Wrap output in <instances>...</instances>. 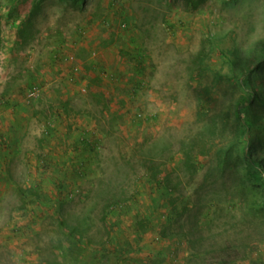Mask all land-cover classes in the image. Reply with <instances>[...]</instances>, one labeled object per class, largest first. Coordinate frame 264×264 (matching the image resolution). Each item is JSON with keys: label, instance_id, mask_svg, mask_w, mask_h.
I'll list each match as a JSON object with an SVG mask.
<instances>
[{"label": "rangeland", "instance_id": "obj_1", "mask_svg": "<svg viewBox=\"0 0 264 264\" xmlns=\"http://www.w3.org/2000/svg\"><path fill=\"white\" fill-rule=\"evenodd\" d=\"M38 1L0 0V264H264V0Z\"/></svg>", "mask_w": 264, "mask_h": 264}, {"label": "trees", "instance_id": "obj_2", "mask_svg": "<svg viewBox=\"0 0 264 264\" xmlns=\"http://www.w3.org/2000/svg\"><path fill=\"white\" fill-rule=\"evenodd\" d=\"M39 6H40V3H39L38 0H32V6H31L30 11L28 13V17H32L33 15L37 14ZM20 32H21V29L19 30V34H20ZM0 39H1V36H0ZM244 85H245V88L247 90H249V91L252 90L251 87L248 85V82L244 83ZM240 108H242V107H240ZM244 115H245V113H244L243 110L239 112L240 119L243 120V121H245L244 118H243ZM245 122H247L246 124H248V127L251 125V123H249L248 121H245ZM249 156H251V155H249ZM258 161H259V168L261 170L260 172L264 174V159L258 160ZM186 166L191 172H193V173L196 172L195 164L192 161L191 155H188V157H187ZM147 170H148L149 173H151V176H150L151 179L157 184L158 188L163 191V195L164 196L170 195V194L176 192L175 190H176L177 187L173 185V183H172V181L170 179V176H166L165 178L161 179V178H159L157 176V173L159 172L157 168L155 169L153 167H149L148 166ZM258 179L262 180V177H261L260 174H258L257 180ZM118 206H119L118 202L117 201H113L112 205L111 204L107 205L104 208L105 214H106V212H108L112 208H113V210L117 211L118 210ZM186 212H189V209H186ZM139 225H140V227L143 226L142 223H140ZM74 232L72 233L73 235H74ZM227 250L229 252H231V254H229V257L226 254L227 257L229 259L230 258L232 259L234 257L235 251H232V248L229 249V247L227 249H222L221 251H222V253H225V252H227ZM229 259L221 261L220 264H233V263H235L234 260L231 261Z\"/></svg>", "mask_w": 264, "mask_h": 264}, {"label": "built area", "instance_id": "obj_3", "mask_svg": "<svg viewBox=\"0 0 264 264\" xmlns=\"http://www.w3.org/2000/svg\"><path fill=\"white\" fill-rule=\"evenodd\" d=\"M39 95H40V90L38 88H34L30 91L28 98L29 100H33L35 98H38Z\"/></svg>", "mask_w": 264, "mask_h": 264}]
</instances>
